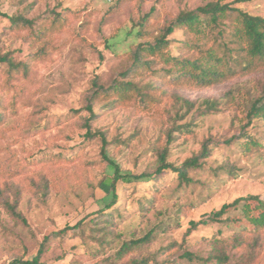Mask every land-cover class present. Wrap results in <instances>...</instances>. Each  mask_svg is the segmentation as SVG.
I'll list each match as a JSON object with an SVG mask.
<instances>
[{"label":"rangeland","instance_id":"374dc122","mask_svg":"<svg viewBox=\"0 0 264 264\" xmlns=\"http://www.w3.org/2000/svg\"><path fill=\"white\" fill-rule=\"evenodd\" d=\"M208 1L2 0L0 11L8 16L51 18L61 12L67 20L53 37L49 56L33 67L28 79L18 77L17 88L23 90L16 107L5 109L7 117L0 125V264L36 256L44 264H133L148 253L174 260L180 247L205 256L208 239L220 225H198L187 232L191 219L238 196L257 194L264 200V147L245 149L230 142L245 126L264 139V124L245 125L246 113L261 95L264 72L238 75L209 87H165L167 95L150 113L135 108L133 102L112 110L100 103L93 106L99 114L91 126L105 133L106 152L124 173L153 170L152 148L166 145L168 129L175 139L168 145L167 161L176 166L197 152L204 140L213 141L202 165L188 169L191 182L179 184L172 174H162L154 181L151 205L142 210L136 198L151 187L134 182L127 186L120 180L114 183L115 201L107 208L112 170L101 155V140L83 137L87 113L74 112L84 104L93 79L108 85L121 77L130 46L142 41L135 34L141 17L149 15V29L156 33L170 17ZM240 5L264 15V0ZM225 19L236 24L232 15ZM9 25L8 18L0 16V56L17 61L26 57L31 44ZM184 36L175 30L172 45ZM5 70L6 64L0 62L1 82ZM214 100L222 103L216 110L204 111ZM182 125L189 131L175 129ZM224 166H231L233 174ZM15 197L24 224L3 207V200ZM100 210L111 213L102 216ZM238 212L231 210L230 215ZM109 216V223L104 222ZM79 220L84 223L76 225ZM102 226L109 233L100 242L97 230ZM149 232L151 241L119 258L114 255L125 241ZM227 252L228 264L249 253L244 248ZM257 253L253 264H264V238Z\"/></svg>","mask_w":264,"mask_h":264},{"label":"trees","instance_id":"16d2710c","mask_svg":"<svg viewBox=\"0 0 264 264\" xmlns=\"http://www.w3.org/2000/svg\"><path fill=\"white\" fill-rule=\"evenodd\" d=\"M235 1V2H234ZM210 0L193 10L181 11L153 33L149 29L148 16H143L135 24V34L142 41L130 46L126 53L127 68L120 73V78L104 85L97 78L92 81V88L85 97L84 104L74 112L85 111L82 126L85 128L83 137L87 139L99 138L101 140V155L108 162L112 170V205L115 201L114 183L120 180L125 185L143 183L145 189L136 198L137 206L142 210L151 205L152 191L155 189L154 181L162 174H172L179 184H188L191 177L188 169L198 168L202 160L210 153L212 140H204L199 150L176 166L167 161L168 145L175 139L173 131L167 130L166 145L153 146L156 162L151 171L140 173L122 172L116 162L107 154L105 133L100 129H93L91 124L99 112L94 109L100 103L103 109L112 110L127 106L133 102L135 108L150 113L167 95L165 87L201 88L223 83L235 76L250 72H264V15L253 14L241 7L240 4L252 0ZM2 0H0L1 5ZM232 15L235 25L226 23V17ZM0 16L8 18L11 28L16 35H24L25 40L31 44L25 58L15 61L11 56L3 54L0 62L6 64L4 80L0 81V125L4 123L7 115L5 109L16 107L17 97L23 89L17 88L18 77L28 79L33 67L49 56L53 37L65 26L67 17L59 12L53 17L41 15L35 19L25 18L21 14L8 16L0 11ZM215 28V35L213 30ZM181 30L185 35L175 43L170 36L175 30ZM227 35V36H226ZM155 79H152V78ZM24 86H26L23 83ZM187 104L186 100H183ZM219 100L208 103L206 110H216L221 104ZM226 103V101H224ZM203 111V112H204ZM245 125L254 127L256 123L264 124V82L261 95L250 106L245 115ZM181 131L186 125L175 126ZM232 143L240 144L245 149L250 147H264V139L242 127L239 135L232 137ZM224 169L232 173L231 166ZM233 174V173H232ZM253 201V204H251ZM3 207L14 220L25 223L24 217L17 210L18 200H3ZM231 210H239L235 216L230 215ZM253 211H257L256 214ZM105 210H100L102 216H107ZM109 223V219H103ZM84 223L79 220L76 225ZM97 223V222H95ZM217 223L220 227L208 239L210 249L205 256L182 249L173 259H158L156 253H148L133 264H181L184 259L195 264H228L229 248H244L249 253L232 264H253L258 255L257 250L264 238V200L257 194L238 196L231 201L223 202L218 208L202 213L199 218L191 219L187 232L198 225ZM63 233L64 228L60 230ZM100 242L109 233L105 226L97 230ZM225 232H228L224 235ZM152 240V234L146 233L138 239L125 241L114 254L117 258ZM39 262L38 256L33 259L17 258L13 261Z\"/></svg>","mask_w":264,"mask_h":264},{"label":"built area","instance_id":"2783aa9c","mask_svg":"<svg viewBox=\"0 0 264 264\" xmlns=\"http://www.w3.org/2000/svg\"><path fill=\"white\" fill-rule=\"evenodd\" d=\"M6 264H44L42 261L36 262V263H30V262H26V261H9Z\"/></svg>","mask_w":264,"mask_h":264}]
</instances>
